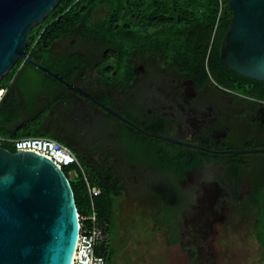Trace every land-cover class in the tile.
<instances>
[{
	"label": "trees",
	"instance_id": "obj_1",
	"mask_svg": "<svg viewBox=\"0 0 264 264\" xmlns=\"http://www.w3.org/2000/svg\"><path fill=\"white\" fill-rule=\"evenodd\" d=\"M228 1L59 0L43 20L31 27L24 48L27 58L18 57L0 77V89H3L0 134L49 135L75 153L79 164L64 165L62 169L70 181L80 222L90 212L85 178L100 188L93 201L104 224L105 239L98 251L104 256L105 264H115L114 206L125 190V183L112 173L111 164L82 151L67 126L55 120V106L68 102L72 91L36 64L77 86L90 80L106 85L122 82L127 86L139 66L145 72L152 67L176 71L177 67L185 66L189 76L200 69L207 79L215 69H222L234 79L264 85V81L240 75L220 61L221 41L232 17ZM98 9H102L101 14H97ZM62 40L68 41V47L59 51L57 44ZM4 146L13 150L8 144ZM158 162L163 167L170 166L175 179H179L180 160L162 157ZM70 171H75V175L71 176ZM231 174L238 179L244 177L250 186L247 205L251 208L254 236L264 264V167L249 168L244 173L236 168ZM175 187L178 188L176 183ZM158 201L151 199L155 206H159ZM193 255L191 250L190 256Z\"/></svg>",
	"mask_w": 264,
	"mask_h": 264
},
{
	"label": "flooded vegetation",
	"instance_id": "obj_2",
	"mask_svg": "<svg viewBox=\"0 0 264 264\" xmlns=\"http://www.w3.org/2000/svg\"><path fill=\"white\" fill-rule=\"evenodd\" d=\"M185 69L145 72L139 66L127 86L90 80L81 84L85 90L76 86L96 102L71 90L70 100L56 106L81 117L74 143L111 164L121 182L136 183L155 200L162 196L149 193L150 185L164 182L177 189L176 183L194 200L186 204L190 217L181 225L194 244L193 261L203 257L204 246L210 248L211 222L251 212L250 186L231 171L264 167V85L234 79L222 69L209 79L200 69L192 76ZM162 157L180 160L178 180L170 166L159 164Z\"/></svg>",
	"mask_w": 264,
	"mask_h": 264
},
{
	"label": "water",
	"instance_id": "obj_3",
	"mask_svg": "<svg viewBox=\"0 0 264 264\" xmlns=\"http://www.w3.org/2000/svg\"><path fill=\"white\" fill-rule=\"evenodd\" d=\"M58 1L0 0V77L18 57L27 58L31 27ZM228 7L232 17L220 61L240 75L264 81V0H229ZM36 66L96 102L74 83ZM78 230L75 198L63 169L35 152L1 147L0 264H71Z\"/></svg>",
	"mask_w": 264,
	"mask_h": 264
},
{
	"label": "rangeland",
	"instance_id": "obj_4",
	"mask_svg": "<svg viewBox=\"0 0 264 264\" xmlns=\"http://www.w3.org/2000/svg\"><path fill=\"white\" fill-rule=\"evenodd\" d=\"M96 12L101 14L102 9ZM67 47V40L57 44L59 51ZM82 84L87 85L85 81ZM54 116L71 133L81 123L79 115L66 113L63 106H55ZM70 175L74 176L75 171H70ZM147 190L161 193L159 206L153 205L132 182L125 184L124 192L115 200L116 227L112 236L115 264H262L251 212L229 214L211 222L206 239L210 248L204 246L203 257L191 261L189 252L195 251V247L181 225L184 218L190 217L186 204L194 200L181 189L164 182L156 181Z\"/></svg>",
	"mask_w": 264,
	"mask_h": 264
},
{
	"label": "built area",
	"instance_id": "obj_5",
	"mask_svg": "<svg viewBox=\"0 0 264 264\" xmlns=\"http://www.w3.org/2000/svg\"><path fill=\"white\" fill-rule=\"evenodd\" d=\"M0 93L1 98L3 89H0ZM5 144L12 146V151H32L43 155L61 168L64 165L79 164L69 146L48 136L12 137L0 134V148L5 147ZM85 182L90 198V212L81 218L82 222L79 218L78 236L71 264H105L104 256L98 251L105 239L104 224L97 216L93 201L101 190L98 186L90 184L86 178Z\"/></svg>",
	"mask_w": 264,
	"mask_h": 264
},
{
	"label": "bare ground",
	"instance_id": "obj_6",
	"mask_svg": "<svg viewBox=\"0 0 264 264\" xmlns=\"http://www.w3.org/2000/svg\"><path fill=\"white\" fill-rule=\"evenodd\" d=\"M1 94V93H0Z\"/></svg>",
	"mask_w": 264,
	"mask_h": 264
}]
</instances>
